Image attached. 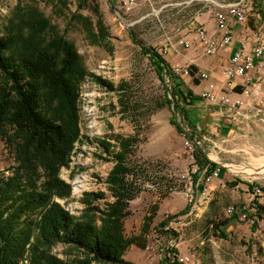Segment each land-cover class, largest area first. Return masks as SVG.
Returning a JSON list of instances; mask_svg holds the SVG:
<instances>
[{
	"label": "rangeland",
	"instance_id": "rangeland-1",
	"mask_svg": "<svg viewBox=\"0 0 264 264\" xmlns=\"http://www.w3.org/2000/svg\"><path fill=\"white\" fill-rule=\"evenodd\" d=\"M140 1L132 13L110 0L0 2V35L23 22L25 27L32 11L41 12L48 21L46 37L60 35L71 42L89 74L79 85L80 140L70 165L60 172L71 186L70 196L57 200L78 218L89 206L106 209L114 201L107 183L114 161L99 140L113 133L137 135L138 142L130 155L134 170L129 179L139 192L129 201L123 218L124 234L133 240L124 253L127 264H161L165 253L172 249L185 264H264V192L238 197L235 190L216 184L219 176L206 180L202 172L204 182L194 188L193 201L189 200L186 191L198 166L193 156L195 142L189 137L196 135L186 116L196 119L197 103L189 105L190 110L178 95L172 98L169 76L160 79L157 67L129 31L133 29L144 45L156 49L182 24L185 26L202 4L183 11L167 9L156 15L149 3ZM159 5L155 3L154 7L159 9ZM254 9V0H249L244 22L257 24L258 37L264 45V20L256 18ZM116 10L124 22L131 24L129 28ZM142 16L146 17L141 19ZM100 19L105 34L97 39L93 35L98 34ZM98 77L112 83L113 89L98 82ZM173 119L181 130L172 123ZM245 131L230 136L205 131V137L199 133L197 141L210 158L229 166L230 177L238 176L264 187V130L260 132V125H253ZM15 164L6 140L0 138V170L7 172ZM92 192H104L105 196L87 205L83 199ZM230 205L236 207V219L226 213ZM185 206H189L188 213L182 212ZM99 214L93 215L98 218ZM244 214L249 216L242 218ZM252 222H256L255 226ZM50 251L66 261L79 257L63 244L52 246Z\"/></svg>",
	"mask_w": 264,
	"mask_h": 264
},
{
	"label": "trees",
	"instance_id": "trees-1",
	"mask_svg": "<svg viewBox=\"0 0 264 264\" xmlns=\"http://www.w3.org/2000/svg\"><path fill=\"white\" fill-rule=\"evenodd\" d=\"M254 3L264 20V0ZM25 24L0 35V138L6 140L16 162L9 171L0 170V264H127L124 253L133 240L124 234L123 218L129 201L139 192L129 179L134 170L130 155L138 137L113 133L99 140L114 161L107 177L114 201L106 209L89 206L79 218L66 209L57 198L69 197L71 186L60 172L70 165L80 140L79 85L89 74L71 42L60 35L46 37L48 21L41 12L32 11ZM98 30L93 36L101 39L105 34L102 19ZM129 31L157 67L160 79L169 76L173 86L167 89L173 99L178 95L191 106L202 100L169 71L156 49L144 45L133 29ZM97 80L113 89L112 83ZM172 123L181 130L175 119ZM194 157L198 166L192 174L194 185L204 182L200 176L204 170L207 176L217 167L222 169L197 144ZM104 196V192L87 193L83 202L89 205ZM96 212H100L98 218L93 215ZM57 244L79 257L66 261L54 255L50 249ZM170 253H165L161 264H185L175 249Z\"/></svg>",
	"mask_w": 264,
	"mask_h": 264
},
{
	"label": "crops",
	"instance_id": "crops-1",
	"mask_svg": "<svg viewBox=\"0 0 264 264\" xmlns=\"http://www.w3.org/2000/svg\"><path fill=\"white\" fill-rule=\"evenodd\" d=\"M253 11L256 18H260L257 12L258 10L254 9ZM196 18L205 24L211 34L219 36L215 13L212 8L207 5L202 7L201 10L196 13ZM231 30L233 41L228 44L226 48L213 56L205 55L201 43L197 40H194L192 46L189 48H185L179 43L180 38L188 33L187 28L183 26V24L178 29L177 33L168 37L164 45L156 48V50L166 61L167 67L171 73H173V68L177 65H191L194 74L198 71L208 72L209 77L207 79L189 75L180 76L185 86L195 95L201 96V94L207 90L209 84L214 83L217 92L226 91L229 92L232 97H236L242 91L241 85L244 82V77H237V87L235 90H232L227 86L225 70L230 66L232 57L238 49H244L246 53H251L258 44L259 37L257 33V24L254 23H238L234 20L231 23ZM188 36H192V33H189ZM164 47H167V53L160 52ZM256 62H260V59H256ZM260 74V70L258 69H254L249 73L252 78L253 88H255L259 81ZM262 90L264 92V79L262 82ZM196 103L198 111L196 119L198 120L197 122L192 121V119L189 120L193 125L191 126V130L196 136L195 138L192 137V135L189 137L193 139L195 144L198 145L208 159L218 164L220 163L217 160L210 158L205 153L204 148L199 143L200 140L197 141V135L199 133L202 134V137H205V131L212 132L213 134L215 131H218L220 136H230L234 133L239 134L241 132H246L245 130L252 129L253 125H260V132L264 130V100L262 97H259L256 92H254L252 96L246 97V104L238 110H230L226 106L220 104L203 106V100H198ZM187 108L191 110L189 105H187ZM202 123L203 126L201 125ZM221 167L222 169L216 184L235 190L238 197H251L254 188L259 186L253 182L245 181L238 176L232 178L230 177L232 172L229 166ZM186 208L187 206L184 207V210ZM184 210L182 209V212ZM188 212L189 209L186 213ZM251 230L254 231V228H251ZM252 246L251 244L250 247Z\"/></svg>",
	"mask_w": 264,
	"mask_h": 264
},
{
	"label": "built area",
	"instance_id": "built-area-1",
	"mask_svg": "<svg viewBox=\"0 0 264 264\" xmlns=\"http://www.w3.org/2000/svg\"><path fill=\"white\" fill-rule=\"evenodd\" d=\"M121 9L127 13L134 12L138 6L141 5L140 0H116ZM145 3H149L152 6L153 13L158 15L161 11L167 9H177L183 11L190 6H195L197 4H202V7L209 6L215 13L217 32L219 36L211 34L204 23L200 22L196 18V13L201 10L198 9L191 17V19L185 24L188 33L183 35L179 43L185 48L192 46L194 40L201 43L203 47L204 54L207 56H213L219 53L221 50L226 48L228 44L233 41V34L231 30L232 21H237L238 23H244L246 17H239V10H246L248 12L249 0H241L240 2H221L218 0H143ZM155 3H159V9L154 7ZM146 16H142L141 19ZM139 19V20H141ZM131 25V24H130ZM184 26V24H183ZM192 33V36H188ZM263 40V39H261ZM261 40L259 38L258 44L255 46L251 53H246L244 49H238L233 57L230 66L225 70V76L227 77L228 88L235 90L237 87L236 79L237 77H244V82L242 83V91L236 97H232L229 92L216 91V86L214 83H210L206 91L201 94L202 100L205 103L210 104H220L226 106L230 110H238L246 104V97L252 96L254 92L262 97L264 100V92L262 90V82L264 79V53L261 49ZM161 53H167V47H164L160 51ZM256 59H260V62H256ZM260 70V79L257 82L255 88L252 87V78L249 73L254 70ZM173 73L177 76L189 75L199 77L201 79H207L209 77L208 72L198 71L195 74L191 65H177L173 68ZM194 156V154H193ZM195 158V157H194ZM220 165V164H219ZM221 166V165H220ZM198 168L196 169V171ZM195 171V172H196ZM205 179H210L214 176H219L220 168L217 167L209 175L205 176ZM192 178V176H191ZM198 186V183L194 185L193 180L189 189H187L186 194L190 201H193L194 188ZM257 187V188H256ZM254 191L256 194L262 192L261 186H256ZM256 189V190H255ZM236 211V207L230 205L226 209V213L232 216ZM247 218V214L244 217ZM219 221V220H218ZM252 226H255L256 222H252ZM189 259V257H186Z\"/></svg>",
	"mask_w": 264,
	"mask_h": 264
},
{
	"label": "bare ground",
	"instance_id": "bare-ground-1",
	"mask_svg": "<svg viewBox=\"0 0 264 264\" xmlns=\"http://www.w3.org/2000/svg\"><path fill=\"white\" fill-rule=\"evenodd\" d=\"M240 1L241 0H235L234 2H240ZM239 17H246L247 18L246 10H239ZM246 18L244 20H246ZM261 49H262V52L264 53V45H261ZM247 216H249V215H247ZM250 220L253 221L252 219H250ZM181 260H183V259H181Z\"/></svg>",
	"mask_w": 264,
	"mask_h": 264
},
{
	"label": "water",
	"instance_id": "water-1",
	"mask_svg": "<svg viewBox=\"0 0 264 264\" xmlns=\"http://www.w3.org/2000/svg\"><path fill=\"white\" fill-rule=\"evenodd\" d=\"M111 2V1H110ZM116 14L118 15V17L120 18V20L122 21V23L125 25V27L129 28L130 24L124 22V20L122 19L121 15L118 13V11L116 10ZM163 76H164V72H163Z\"/></svg>",
	"mask_w": 264,
	"mask_h": 264
}]
</instances>
